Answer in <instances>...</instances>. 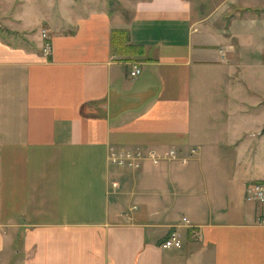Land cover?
<instances>
[{
    "label": "crops",
    "instance_id": "0c3cea01",
    "mask_svg": "<svg viewBox=\"0 0 264 264\" xmlns=\"http://www.w3.org/2000/svg\"><path fill=\"white\" fill-rule=\"evenodd\" d=\"M63 8L0 34V264H264V204L246 198L264 117L215 86L223 61L251 63V18L228 30L190 0ZM136 146L139 169L109 162ZM172 231L182 246L161 247Z\"/></svg>",
    "mask_w": 264,
    "mask_h": 264
},
{
    "label": "rangeland",
    "instance_id": "374dc122",
    "mask_svg": "<svg viewBox=\"0 0 264 264\" xmlns=\"http://www.w3.org/2000/svg\"><path fill=\"white\" fill-rule=\"evenodd\" d=\"M60 1L70 5L75 2L76 8L82 2V0H0V34L6 35L8 18L15 22L20 19L21 26L25 28L35 27L37 33H39L45 25L43 19L45 14L56 17L60 10H65L63 3ZM136 1L94 0V3L96 6L106 7L111 13H119L120 16L129 18L131 7ZM229 1L190 0L195 15L197 14L199 17L224 10L223 21H226L228 30L231 19L236 17L238 12H240L239 17L251 18V63H246V65L241 61L238 62L232 59L223 61L225 63L224 68L227 67L223 68V78L219 76L217 82L214 81V83L219 88L218 93L223 94V103L225 104L232 103V101L256 103L257 108L251 111L250 116L252 124L254 121L260 122L264 117V0H251V8H244L239 5L240 3L229 5ZM84 3L86 4V2ZM207 85L211 86V83H207ZM224 93L228 94L229 97ZM230 96L232 99H230ZM263 128L264 120L260 124L258 137L264 133ZM262 153L263 151H261Z\"/></svg>",
    "mask_w": 264,
    "mask_h": 264
},
{
    "label": "built area",
    "instance_id": "2783aa9c",
    "mask_svg": "<svg viewBox=\"0 0 264 264\" xmlns=\"http://www.w3.org/2000/svg\"><path fill=\"white\" fill-rule=\"evenodd\" d=\"M43 37L47 38V32L45 30H43ZM49 48L50 43L46 42L45 51L47 52ZM219 54L223 59L226 58V51L224 49H219ZM141 72L142 69L140 64L134 63L130 72L131 76L137 77L141 74ZM196 153L197 149L193 148L190 152V156H195ZM177 158V150L172 148L167 160H176ZM108 160L114 166L136 170L142 166L143 161L145 160V154L141 146L123 150L111 148ZM246 198L249 201L264 204V179L257 180L251 184ZM184 221L188 222L187 218H184ZM181 246L182 240L177 231H172L170 235L161 243V247L163 248H176Z\"/></svg>",
    "mask_w": 264,
    "mask_h": 264
},
{
    "label": "trees",
    "instance_id": "16d2710c",
    "mask_svg": "<svg viewBox=\"0 0 264 264\" xmlns=\"http://www.w3.org/2000/svg\"><path fill=\"white\" fill-rule=\"evenodd\" d=\"M116 33L118 35H120L121 38H125V40H128L129 39V35L127 34L126 31H123V30H115V34L113 32V39H114V35H116ZM132 46L133 45H124L123 47H125V51H129Z\"/></svg>",
    "mask_w": 264,
    "mask_h": 264
},
{
    "label": "water",
    "instance_id": "95a60500",
    "mask_svg": "<svg viewBox=\"0 0 264 264\" xmlns=\"http://www.w3.org/2000/svg\"><path fill=\"white\" fill-rule=\"evenodd\" d=\"M263 132H264V128H263Z\"/></svg>",
    "mask_w": 264,
    "mask_h": 264
}]
</instances>
